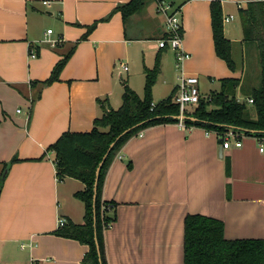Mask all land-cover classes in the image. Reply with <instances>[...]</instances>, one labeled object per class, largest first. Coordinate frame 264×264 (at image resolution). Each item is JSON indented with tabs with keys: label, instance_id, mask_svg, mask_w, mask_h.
Returning <instances> with one entry per match:
<instances>
[{
	"label": "crops",
	"instance_id": "crops-1",
	"mask_svg": "<svg viewBox=\"0 0 264 264\" xmlns=\"http://www.w3.org/2000/svg\"><path fill=\"white\" fill-rule=\"evenodd\" d=\"M44 1L0 0V264H84L88 245L56 230L60 219L84 221L76 192L85 184L59 178L52 144L66 131H91L104 113L100 100L118 108L126 86L143 96L158 58L155 103L170 95L174 101L183 71L199 76L203 98L223 78L243 80L237 56L258 52L247 48L254 41L244 40L242 12L264 2L218 0L230 17L224 31L232 70L216 53L213 0H167L180 12L182 48L190 54L181 67L176 50L159 46L167 31L158 0L126 19L117 6L130 0ZM66 55L58 78L43 84ZM238 90L237 98L250 97ZM229 130L240 147L231 138L225 148L217 132L179 122L146 127L126 141L102 188L103 200L117 204V219L104 231L108 264H184L187 214L223 221L227 239H264L260 136Z\"/></svg>",
	"mask_w": 264,
	"mask_h": 264
},
{
	"label": "trees",
	"instance_id": "trees-1",
	"mask_svg": "<svg viewBox=\"0 0 264 264\" xmlns=\"http://www.w3.org/2000/svg\"><path fill=\"white\" fill-rule=\"evenodd\" d=\"M147 0H130L119 4L124 19L140 11ZM242 26L244 40L258 43L260 51L261 81L258 86L246 90L249 80L237 77L221 79L219 89L211 91L209 97L201 98L193 107L186 127L201 126L207 131L217 132L220 139L229 130L237 128L239 132L264 135V2H252L243 10ZM211 16L215 49L230 69H236L233 58L232 41L224 31L223 9L221 2L213 0ZM93 25L88 28L89 33ZM69 55H66L55 67L48 84L58 78V72ZM160 69L159 58L153 69H148L144 95L126 86L122 95V104L118 108H108L106 100H100L104 113L94 120L91 131H66L51 148L57 153L56 168L60 179L74 177L81 180L85 187L76 192V196L85 204V216L82 223L65 222L56 230V234L79 240L88 245L82 262L84 264H108L104 243V231L117 219V204L102 198V188L106 173L118 151L132 136L146 127L165 123L179 122V105L173 96L155 103L152 87ZM253 98V103L238 100L237 91ZM195 117V119H191ZM125 133L120 135L122 132ZM120 135V136H119ZM119 136V138H118ZM117 139V140H116ZM116 143L108 153L100 170L96 199L93 186L96 168L102 160L111 142ZM223 141V139H222ZM114 207H109L110 205ZM99 243V250L96 244ZM184 264H264V239H227L224 236V222L203 214H187L185 217Z\"/></svg>",
	"mask_w": 264,
	"mask_h": 264
},
{
	"label": "built area",
	"instance_id": "built-area-1",
	"mask_svg": "<svg viewBox=\"0 0 264 264\" xmlns=\"http://www.w3.org/2000/svg\"><path fill=\"white\" fill-rule=\"evenodd\" d=\"M45 4L50 5V1H44ZM158 11L164 16L165 28L167 31V36L159 40V46L165 47L170 46L172 49L176 50V59L177 66L181 67L184 60L190 57V54L185 52L182 48V40H183V32H182V21L180 12L178 9L174 8V6L170 2H166L165 0H158L157 2ZM230 17H223V21H229ZM52 29L48 30V33H51ZM33 57L35 54L32 55ZM121 66L125 69H128V66L121 63ZM203 98L200 89V78L197 75H187L184 71L178 76L177 83V92L174 99V102L179 105L180 113H190L191 109L195 107L200 99ZM238 100L242 101L244 98H238ZM249 103H253V98H247ZM155 105V102L152 103V106ZM182 126H186L183 121H179ZM209 132V131H208ZM219 135V134H218ZM221 136V135H220ZM237 133L229 130L227 131L223 139V146L225 148H229L232 146L231 138L234 139V145L236 147H240L242 145V141L238 139ZM261 147L260 150H264V135L260 136ZM109 207H114L112 204ZM65 223L64 219L59 220L60 226Z\"/></svg>",
	"mask_w": 264,
	"mask_h": 264
},
{
	"label": "rangeland",
	"instance_id": "rangeland-1",
	"mask_svg": "<svg viewBox=\"0 0 264 264\" xmlns=\"http://www.w3.org/2000/svg\"><path fill=\"white\" fill-rule=\"evenodd\" d=\"M166 2H168L167 0H165ZM159 20H161V15L158 16ZM242 20V19H241ZM248 47L247 48H251L250 45H252L254 48L257 47V54L252 55L250 52L248 53L247 50V54L243 55V60L241 59L240 55L237 56V61L238 63L241 65L242 63H244L245 66V79L249 80V82L247 83L248 85H246V90L250 89L252 86H258L260 84L261 81V65H260V51L258 48V43L257 42H253V44H251V42L247 43ZM178 70V69H177ZM175 67H174V72L176 73ZM216 83H211V86H215ZM210 85V84H209ZM239 91V90H238ZM237 91V93H238ZM156 98H158V96L156 95ZM3 176L4 173L2 174V176H0V185L1 182L3 180Z\"/></svg>",
	"mask_w": 264,
	"mask_h": 264
},
{
	"label": "water",
	"instance_id": "water-1",
	"mask_svg": "<svg viewBox=\"0 0 264 264\" xmlns=\"http://www.w3.org/2000/svg\"><path fill=\"white\" fill-rule=\"evenodd\" d=\"M176 118L178 119V121H183V122H184L186 119H189L190 116H188L186 113H183V114L180 113V114H178V115L176 116ZM191 119H195V117H192V116H191ZM232 128H234V127H232ZM235 129H237V128H235ZM237 130H238V129H237ZM126 131H128V129H126V130H125L124 132H122L120 135H122V134L125 133ZM120 135H119V136H120ZM119 136H118V138H119ZM116 140H117V139H116ZM116 140L110 143V145H109V147H108L106 153L104 154L102 160L99 162V164H98V166H97V168H96V177H95V182H94V186H93L94 200L96 199V193H97V187H98V180H99L100 170H101V168H102V166H103V164H104V161H105V159H106L108 153L111 151V149H112L113 146L115 145ZM96 244H97V248H98V250H99V243H98L97 238H96Z\"/></svg>",
	"mask_w": 264,
	"mask_h": 264
}]
</instances>
